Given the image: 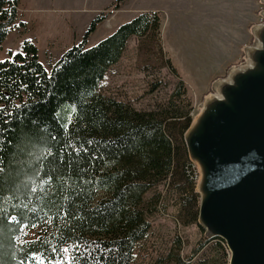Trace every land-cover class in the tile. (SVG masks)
I'll return each mask as SVG.
<instances>
[{
	"label": "trees",
	"instance_id": "obj_1",
	"mask_svg": "<svg viewBox=\"0 0 264 264\" xmlns=\"http://www.w3.org/2000/svg\"><path fill=\"white\" fill-rule=\"evenodd\" d=\"M116 3L51 72L30 41L0 62V264H133L152 218L169 210L200 236L186 256L176 236L152 264H207L209 252L229 264L226 243L198 225L199 173L184 141L194 101L164 53L161 14L141 13L87 48ZM19 4L0 0V47L25 27ZM131 37L179 78L150 110L100 92Z\"/></svg>",
	"mask_w": 264,
	"mask_h": 264
},
{
	"label": "rangeland",
	"instance_id": "obj_2",
	"mask_svg": "<svg viewBox=\"0 0 264 264\" xmlns=\"http://www.w3.org/2000/svg\"><path fill=\"white\" fill-rule=\"evenodd\" d=\"M116 1L20 0L19 24L24 22L25 27L9 34L0 47V62L21 52L24 43L30 41L37 46L41 62L51 72L66 51L84 41L96 16ZM117 4L121 8L111 11V26L108 22L99 24L88 36L87 48L132 21L139 10L159 12L164 53L186 83L194 101L195 116L207 96L215 93L216 81L246 62L247 48L256 43L253 30L264 23L262 0H124ZM159 66L152 58V47L150 51L140 50L137 38L131 37L122 59L102 81L100 92L129 101L139 110H150L165 102L179 82L168 68ZM176 236L185 242L186 256L199 239V228H182L170 210L161 211L152 218L148 236L138 243L133 264H152L157 256L169 250ZM209 254L207 264H221L216 253Z\"/></svg>",
	"mask_w": 264,
	"mask_h": 264
},
{
	"label": "water",
	"instance_id": "obj_3",
	"mask_svg": "<svg viewBox=\"0 0 264 264\" xmlns=\"http://www.w3.org/2000/svg\"><path fill=\"white\" fill-rule=\"evenodd\" d=\"M253 35L246 62L216 81L184 137L199 173L198 225L226 243L229 264H264V23Z\"/></svg>",
	"mask_w": 264,
	"mask_h": 264
},
{
	"label": "crops",
	"instance_id": "obj_4",
	"mask_svg": "<svg viewBox=\"0 0 264 264\" xmlns=\"http://www.w3.org/2000/svg\"><path fill=\"white\" fill-rule=\"evenodd\" d=\"M111 6V5H110ZM107 8H109V6L107 7ZM107 8H105V10L107 9ZM125 8V7H124ZM104 9V6L103 7H101L100 9H98V13L99 12H101L102 10ZM124 10V9H123ZM122 11V10H121ZM144 12H157V11H153V10H151V11H149V10H147V9H142V10H139V12L137 13V15H139V14H141V13H144ZM112 18V17H111ZM110 17L106 20V21H104L103 23H109V25L111 26V23H112V19H111ZM110 20H111V22H110Z\"/></svg>",
	"mask_w": 264,
	"mask_h": 264
},
{
	"label": "snow or ice",
	"instance_id": "obj_5",
	"mask_svg": "<svg viewBox=\"0 0 264 264\" xmlns=\"http://www.w3.org/2000/svg\"><path fill=\"white\" fill-rule=\"evenodd\" d=\"M64 251L67 252V249H65Z\"/></svg>",
	"mask_w": 264,
	"mask_h": 264
},
{
	"label": "built area",
	"instance_id": "obj_6",
	"mask_svg": "<svg viewBox=\"0 0 264 264\" xmlns=\"http://www.w3.org/2000/svg\"><path fill=\"white\" fill-rule=\"evenodd\" d=\"M191 115H194L193 112L191 113Z\"/></svg>",
	"mask_w": 264,
	"mask_h": 264
}]
</instances>
